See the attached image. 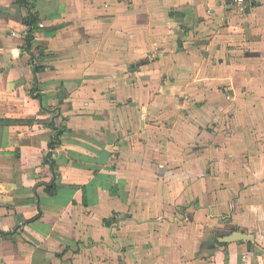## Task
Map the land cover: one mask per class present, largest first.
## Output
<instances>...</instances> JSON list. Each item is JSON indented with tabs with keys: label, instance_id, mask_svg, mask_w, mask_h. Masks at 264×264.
<instances>
[{
	"label": "crops",
	"instance_id": "1",
	"mask_svg": "<svg viewBox=\"0 0 264 264\" xmlns=\"http://www.w3.org/2000/svg\"><path fill=\"white\" fill-rule=\"evenodd\" d=\"M0 264H264V5L0 0Z\"/></svg>",
	"mask_w": 264,
	"mask_h": 264
},
{
	"label": "trees",
	"instance_id": "2",
	"mask_svg": "<svg viewBox=\"0 0 264 264\" xmlns=\"http://www.w3.org/2000/svg\"><path fill=\"white\" fill-rule=\"evenodd\" d=\"M35 22H36V18L31 16V15H29L28 18L25 20V23L30 25V26L33 25ZM30 39H31V35L29 37H27V48L28 49L30 48ZM40 68H41L40 66H35L34 67L35 71L39 70ZM61 133H62V130H57L56 131V138H55V140L51 141L50 147H53V146H56V145L59 144V141H60L59 137H60ZM45 190L49 194L53 195L56 192V190H57V186L55 185V183L53 185H51V186L50 185H46Z\"/></svg>",
	"mask_w": 264,
	"mask_h": 264
},
{
	"label": "water",
	"instance_id": "3",
	"mask_svg": "<svg viewBox=\"0 0 264 264\" xmlns=\"http://www.w3.org/2000/svg\"><path fill=\"white\" fill-rule=\"evenodd\" d=\"M245 239H250V237L241 232H233L230 235L221 237L220 241L221 242H232V241H240V240H245Z\"/></svg>",
	"mask_w": 264,
	"mask_h": 264
},
{
	"label": "built area",
	"instance_id": "4",
	"mask_svg": "<svg viewBox=\"0 0 264 264\" xmlns=\"http://www.w3.org/2000/svg\"><path fill=\"white\" fill-rule=\"evenodd\" d=\"M234 4H236L239 7H244L246 5H251L253 3H260L264 5V0H232Z\"/></svg>",
	"mask_w": 264,
	"mask_h": 264
}]
</instances>
